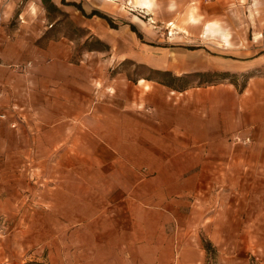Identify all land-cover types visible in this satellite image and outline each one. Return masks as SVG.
Segmentation results:
<instances>
[{"label": "rangeland", "instance_id": "1", "mask_svg": "<svg viewBox=\"0 0 264 264\" xmlns=\"http://www.w3.org/2000/svg\"><path fill=\"white\" fill-rule=\"evenodd\" d=\"M50 1L0 0V264H264V0Z\"/></svg>", "mask_w": 264, "mask_h": 264}, {"label": "trees", "instance_id": "2", "mask_svg": "<svg viewBox=\"0 0 264 264\" xmlns=\"http://www.w3.org/2000/svg\"><path fill=\"white\" fill-rule=\"evenodd\" d=\"M41 2L43 3V5H45V7L48 6L51 7L52 9H55V6L52 4L50 0H41ZM95 14H96L95 12L91 13V15H95ZM99 17L103 19L110 26L109 19L101 15H99ZM94 50L99 51L97 49ZM152 74L154 77L145 78V80L155 82L161 86H164L176 92L184 91L188 87L190 81H192L191 79H195L197 81L200 80L204 81L203 79H205L209 75H218L220 79H226L224 78L225 77L224 74L191 73V74H183L181 76H174L168 71H159V70L152 71ZM208 246L209 244L206 243L205 245H203V248L206 250L207 249L206 247Z\"/></svg>", "mask_w": 264, "mask_h": 264}, {"label": "crops", "instance_id": "3", "mask_svg": "<svg viewBox=\"0 0 264 264\" xmlns=\"http://www.w3.org/2000/svg\"><path fill=\"white\" fill-rule=\"evenodd\" d=\"M13 75L11 74V73H9V72H7L5 75H1L0 76V79H1V89H2V92H6V94H11V92H10V88H7V85H9L10 86V81H11V79H13ZM37 78H39V80H42V81H44L46 84H49L50 86V89L52 88V86H53V79L52 78H45V77H42V76H39V77H37ZM75 82H77L76 80L75 81H73V83H75ZM144 81L142 80V79H140L139 81H138V84H140V83H143ZM5 85V86H4ZM77 85V84H76ZM11 87V89H12V86H10ZM47 89V88H46Z\"/></svg>", "mask_w": 264, "mask_h": 264}, {"label": "bare ground", "instance_id": "4", "mask_svg": "<svg viewBox=\"0 0 264 264\" xmlns=\"http://www.w3.org/2000/svg\"><path fill=\"white\" fill-rule=\"evenodd\" d=\"M136 7L142 8V9H150L151 2L150 0H135Z\"/></svg>", "mask_w": 264, "mask_h": 264}, {"label": "built area", "instance_id": "5", "mask_svg": "<svg viewBox=\"0 0 264 264\" xmlns=\"http://www.w3.org/2000/svg\"><path fill=\"white\" fill-rule=\"evenodd\" d=\"M14 69H19V66H15ZM4 118H5V115L4 114H0V122H2L4 120ZM13 126H14V124H11V127H13ZM234 139H235L236 143H241V144H246L249 141L248 138H239V137H237V138H234Z\"/></svg>", "mask_w": 264, "mask_h": 264}]
</instances>
